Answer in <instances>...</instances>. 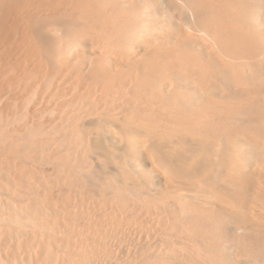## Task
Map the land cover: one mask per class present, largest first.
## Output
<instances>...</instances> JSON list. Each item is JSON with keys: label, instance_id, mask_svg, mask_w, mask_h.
Listing matches in <instances>:
<instances>
[{"label": "bare ground", "instance_id": "obj_1", "mask_svg": "<svg viewBox=\"0 0 264 264\" xmlns=\"http://www.w3.org/2000/svg\"><path fill=\"white\" fill-rule=\"evenodd\" d=\"M0 264H264V0H0Z\"/></svg>", "mask_w": 264, "mask_h": 264}, {"label": "rangeland", "instance_id": "obj_2", "mask_svg": "<svg viewBox=\"0 0 264 264\" xmlns=\"http://www.w3.org/2000/svg\"><path fill=\"white\" fill-rule=\"evenodd\" d=\"M230 235H231V236H235V235L238 236V235H240V233H238L236 230H231V231H230Z\"/></svg>", "mask_w": 264, "mask_h": 264}]
</instances>
